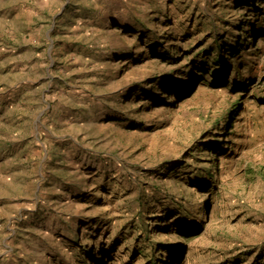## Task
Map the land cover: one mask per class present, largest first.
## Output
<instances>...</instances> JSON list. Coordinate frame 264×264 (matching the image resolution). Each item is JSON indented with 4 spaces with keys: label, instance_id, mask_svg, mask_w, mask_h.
I'll return each instance as SVG.
<instances>
[{
    "label": "rangeland",
    "instance_id": "rangeland-1",
    "mask_svg": "<svg viewBox=\"0 0 264 264\" xmlns=\"http://www.w3.org/2000/svg\"><path fill=\"white\" fill-rule=\"evenodd\" d=\"M0 264H264V0H0Z\"/></svg>",
    "mask_w": 264,
    "mask_h": 264
},
{
    "label": "trees",
    "instance_id": "trees-1",
    "mask_svg": "<svg viewBox=\"0 0 264 264\" xmlns=\"http://www.w3.org/2000/svg\"><path fill=\"white\" fill-rule=\"evenodd\" d=\"M156 263V262H155Z\"/></svg>",
    "mask_w": 264,
    "mask_h": 264
}]
</instances>
